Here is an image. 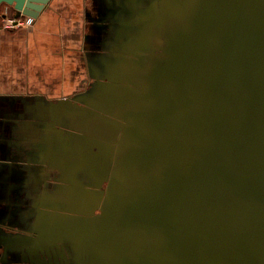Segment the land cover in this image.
I'll list each match as a JSON object with an SVG mask.
<instances>
[{
  "label": "water",
  "instance_id": "obj_1",
  "mask_svg": "<svg viewBox=\"0 0 264 264\" xmlns=\"http://www.w3.org/2000/svg\"><path fill=\"white\" fill-rule=\"evenodd\" d=\"M96 1L84 90L0 95L56 133L66 264H264V0Z\"/></svg>",
  "mask_w": 264,
  "mask_h": 264
},
{
  "label": "flooded vegetation",
  "instance_id": "obj_2",
  "mask_svg": "<svg viewBox=\"0 0 264 264\" xmlns=\"http://www.w3.org/2000/svg\"><path fill=\"white\" fill-rule=\"evenodd\" d=\"M90 1L92 2V0ZM86 16L90 20L86 28L94 32L92 19L98 16L97 10L92 7L90 13L86 11ZM86 42V49L97 46L91 37ZM89 82L90 78L76 92L86 88ZM46 97L53 100L57 99ZM24 110L23 108L17 112L19 116L24 118L22 128L18 129L20 131V136H18L19 133L17 135L18 139H13V133L15 127L21 123L9 120L4 122L7 127L5 129V142L8 143V139H13L15 143L19 144V147L16 148L17 152L15 153L11 151L12 149L7 150L6 146L0 151V231L3 230L4 235L8 232L10 237H14L11 248L0 242V264H66L69 262L67 245L62 244L61 241H56V228L52 225L56 220L55 193L56 178L59 172L56 170L58 165L57 163L54 164L51 156L47 158L44 155L45 147L40 151L42 145L49 143L50 151L54 152L57 142L56 133L48 131L49 136H51L49 137L47 133L42 131L43 126L40 127L41 124L36 126L35 118L22 116L26 113ZM7 114L12 115L14 113L8 111ZM40 152H43L41 157ZM52 156L54 157V155ZM6 157L10 159L6 160ZM35 159H41V161ZM38 211L39 213L48 212L51 215L43 217V221L35 226L34 221ZM97 211L98 209H95V212ZM61 212L69 213L68 211ZM25 216H28L29 221L23 219ZM46 223L48 224L47 227L45 226ZM23 228L29 229L25 231ZM16 232L27 235L24 244L20 243L21 237H18ZM2 238L5 239V237ZM16 239L19 240L16 241ZM44 239L46 240L44 241ZM38 240H41L42 244H39ZM52 240L57 245L53 248L54 251L46 246V244L53 245L50 243ZM61 253H64L65 258L62 257Z\"/></svg>",
  "mask_w": 264,
  "mask_h": 264
},
{
  "label": "crops",
  "instance_id": "obj_3",
  "mask_svg": "<svg viewBox=\"0 0 264 264\" xmlns=\"http://www.w3.org/2000/svg\"><path fill=\"white\" fill-rule=\"evenodd\" d=\"M89 6L96 10L98 9V3L96 0H92V2L90 0H81L80 4L75 7L77 9L79 8L77 14L82 15V19L84 20V24H80L79 21L81 17L76 18L78 20V32L76 34L81 36L83 43L80 46L82 48H84L85 45L83 34L86 33L85 29L87 27L86 11L88 10L90 12L91 10ZM71 8H73V5L71 4L58 0H48L45 8L37 17H32V21L26 26L2 28V15L5 13L14 16V10L10 5L5 3L0 4V95L42 94H30L32 92L29 90L40 88L38 78L42 68L45 71H50L51 68L55 69L54 66L50 65L46 67L43 61L44 58L48 56L53 57V61L56 62L55 56H61L57 52H51L50 48L51 46L56 48V36L62 38L63 31L66 30L64 25L68 24V20L73 22L74 17L72 16ZM20 16L21 19L26 18L24 15ZM77 57H79V62L85 65V72L88 74L86 56L84 54H79ZM87 79H89V75H87L86 80L82 79V81L79 82V86L76 90L81 88L83 84L85 85ZM43 86L44 87L42 88L47 89L51 87L50 84ZM3 108L7 110V112L9 111L8 105L0 101V110H3ZM20 109H23V106L18 102L14 109L16 112H12L14 114H0V151L6 146L7 150L12 149V152H17V143H15L13 139H18V133V136H20V131L17 127L21 126V124L15 127L13 133L14 138L8 139L7 141L9 142L7 143L4 140L6 138L5 129L7 128L4 122H8L9 120L21 123L24 118L17 113Z\"/></svg>",
  "mask_w": 264,
  "mask_h": 264
},
{
  "label": "rangeland",
  "instance_id": "obj_4",
  "mask_svg": "<svg viewBox=\"0 0 264 264\" xmlns=\"http://www.w3.org/2000/svg\"><path fill=\"white\" fill-rule=\"evenodd\" d=\"M58 1L73 5V8H71L72 16L74 17L73 22L68 20V24L64 25V27H66V30L63 31L64 33L62 34V38L56 36V41H57L56 48H54L53 46H51L50 48L51 52L52 51L57 52L61 56H55L56 62L53 61V57L47 56L44 58L43 62L45 63L46 67L50 65V66H54L55 69L51 68L50 71H45L42 68L38 78L39 81L38 83L40 84L39 86L40 88L29 90L32 92L30 94L42 93L45 96L51 98L68 97L72 95L73 92L79 90V89L76 90V88L79 86V82H81L82 79L86 80L88 74L85 72V65L79 62V57L77 56L79 54L80 55L84 54L86 56V52L96 51L97 48L99 47L97 44V46L93 47L92 49H86V43H87L86 41L89 40V37H91L93 42L97 43L96 40L98 38L100 39L103 36L101 33H97L94 30L93 26L92 28L94 32L89 29L87 30L86 28L85 29L86 33L83 34L85 39L84 40L85 45L84 48H82L80 46L83 43L81 40V36H79V34L78 35L76 34L78 32V27H77L78 20L76 18L81 17L79 21L80 24H84V20L82 19V15L77 14L79 8L78 9L75 8L77 5L80 4L81 0H58ZM89 8H91V6H89ZM87 12L90 13L91 10L90 12L87 10ZM98 17L99 15L96 18ZM95 19H92L94 24L95 22H99L98 20ZM89 22L90 20L89 18H87V24ZM46 84H50L51 87H49V89L42 88L44 87L43 85Z\"/></svg>",
  "mask_w": 264,
  "mask_h": 264
},
{
  "label": "built area",
  "instance_id": "obj_5",
  "mask_svg": "<svg viewBox=\"0 0 264 264\" xmlns=\"http://www.w3.org/2000/svg\"><path fill=\"white\" fill-rule=\"evenodd\" d=\"M3 19H2V28H13V27H19L23 25H27L32 21V17L26 16L25 19H21L20 16H10L4 13Z\"/></svg>",
  "mask_w": 264,
  "mask_h": 264
},
{
  "label": "bare ground",
  "instance_id": "obj_6",
  "mask_svg": "<svg viewBox=\"0 0 264 264\" xmlns=\"http://www.w3.org/2000/svg\"><path fill=\"white\" fill-rule=\"evenodd\" d=\"M21 17V16H20Z\"/></svg>",
  "mask_w": 264,
  "mask_h": 264
}]
</instances>
